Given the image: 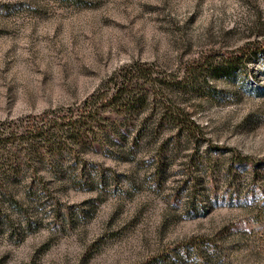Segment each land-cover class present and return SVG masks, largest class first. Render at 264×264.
Segmentation results:
<instances>
[{
  "label": "rangeland",
  "instance_id": "374dc122",
  "mask_svg": "<svg viewBox=\"0 0 264 264\" xmlns=\"http://www.w3.org/2000/svg\"><path fill=\"white\" fill-rule=\"evenodd\" d=\"M252 44L264 0H0V264H264V54L233 81L203 68ZM131 63L200 136L147 89L75 128Z\"/></svg>",
  "mask_w": 264,
  "mask_h": 264
},
{
  "label": "trees",
  "instance_id": "16d2710c",
  "mask_svg": "<svg viewBox=\"0 0 264 264\" xmlns=\"http://www.w3.org/2000/svg\"><path fill=\"white\" fill-rule=\"evenodd\" d=\"M254 47L246 46L241 53L227 58H220V62L211 63L210 61L205 64L204 72L212 77L218 79H225L233 81L243 69L244 63L256 62L262 54H264V45ZM158 73L154 69L153 65L148 63H131L122 66L120 71L115 72L106 83L102 84V87L95 93L89 96L84 102L83 107L77 112V118H75V128L77 125L83 124L86 120H93L97 118L98 112L103 108L110 106H121V108L131 109L137 106H143L146 104V98L144 93L148 90L155 94L156 99H159L160 104L165 111L171 112V119L178 122L181 131L188 135L190 138H197L202 134V129L199 124L196 123L193 118L182 106L176 105L174 109L170 105L171 102L165 101V98L161 96L163 91L168 90V84L163 80L156 78ZM191 77V76H190ZM194 76L187 79L184 83L183 80H178L175 84L176 89H185L189 85L193 87ZM174 88V87H173ZM147 89V90H146ZM170 89V88H169ZM188 89V88H186ZM172 92L175 90H171ZM141 94V96L139 95ZM146 94H150L146 92ZM62 119L59 115L54 116L53 119H49L47 122L37 121V123H31L26 127L28 132L32 135V139H38L44 137L50 131L63 130L68 124L61 123L58 120ZM246 162L241 160L239 166H244Z\"/></svg>",
  "mask_w": 264,
  "mask_h": 264
}]
</instances>
